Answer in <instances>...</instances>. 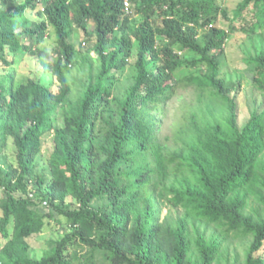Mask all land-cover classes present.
Returning a JSON list of instances; mask_svg holds the SVG:
<instances>
[{
  "label": "trees",
  "instance_id": "obj_1",
  "mask_svg": "<svg viewBox=\"0 0 264 264\" xmlns=\"http://www.w3.org/2000/svg\"><path fill=\"white\" fill-rule=\"evenodd\" d=\"M128 2L0 0V66L28 53L58 85L0 70V264H264V106L239 124L219 60L233 31L264 36V0ZM242 60L264 99V51ZM189 85L199 112L167 143L152 113Z\"/></svg>",
  "mask_w": 264,
  "mask_h": 264
},
{
  "label": "rangeland",
  "instance_id": "obj_2",
  "mask_svg": "<svg viewBox=\"0 0 264 264\" xmlns=\"http://www.w3.org/2000/svg\"><path fill=\"white\" fill-rule=\"evenodd\" d=\"M222 5L231 8L239 0H218ZM139 17V16H137ZM219 27H225L226 20L219 17ZM203 30L200 32V38L203 40ZM73 42L76 48L80 49L83 46L81 35L74 36ZM55 45V38L53 35L46 38L39 47L42 49V55L45 59L50 60L52 55V48ZM260 51H264V36L261 33L246 35L241 30L233 31L227 40V52L219 57L221 61V71L226 74V77L238 83L236 87L229 95L236 94V102L238 105V119L239 124H243L249 116V112L253 107L261 109L263 105V95L255 88L252 82L253 70L252 67L246 65L242 60V55H255ZM81 61L78 64H74L69 71L70 80L73 83L84 80L83 67ZM0 70H12L17 76L25 75L35 79L41 80L44 84L49 86L52 90L56 91L58 85L55 82L54 77L46 72H43L41 65L38 62L36 56L28 53L23 56H18L15 63L11 67H2ZM169 98L161 103L160 108H157L152 115H155L157 124L156 131L160 138L164 139L167 143H172V135L178 124L181 122L183 116L188 112L194 110L198 111L200 105L198 101L197 90L193 86H180L173 92H168ZM199 112V111H198ZM166 137H170L166 139ZM13 146L11 142L8 143L6 153L9 158L14 160ZM2 190L0 189V196ZM251 205H256L254 202ZM167 212V208L162 209L161 215L164 216ZM172 213L176 214L174 210ZM63 228L54 222L51 226H46L45 230L41 233L33 234L28 238L30 244V254L35 258H39L42 253L47 249V241L50 237L58 236L62 233ZM245 239L240 237L234 238L228 246L229 256L238 254L242 259L244 255Z\"/></svg>",
  "mask_w": 264,
  "mask_h": 264
},
{
  "label": "built area",
  "instance_id": "obj_3",
  "mask_svg": "<svg viewBox=\"0 0 264 264\" xmlns=\"http://www.w3.org/2000/svg\"><path fill=\"white\" fill-rule=\"evenodd\" d=\"M124 5H125V7L128 9V7H129V2H128V0H124Z\"/></svg>",
  "mask_w": 264,
  "mask_h": 264
}]
</instances>
